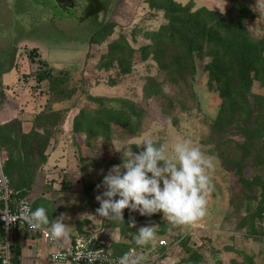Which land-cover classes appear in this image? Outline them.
<instances>
[{
  "label": "rangeland",
  "instance_id": "1",
  "mask_svg": "<svg viewBox=\"0 0 264 264\" xmlns=\"http://www.w3.org/2000/svg\"><path fill=\"white\" fill-rule=\"evenodd\" d=\"M175 1L231 18L245 3L246 28L254 38H264V9L258 10L257 0ZM97 4L106 10L105 32L99 34L97 21L85 14L88 9L94 13ZM60 8L54 0H0V125L15 118L25 132L45 104L49 91L47 80L36 81L38 59L52 74L69 72L67 85L76 88L73 96L54 105L65 115L45 145L46 162L35 168L29 200L45 197L49 221L64 214L71 235L100 233L110 245L133 246L141 262L190 264L185 258L195 253V264H264V230L259 226L264 210V135L258 143L261 150L245 146L253 128L264 130V69L246 92L249 111L221 116V108L228 107L209 78L208 56H194V71L182 79L167 76L155 62L151 33L166 22L162 9L148 0H80L68 8L70 15L58 17ZM110 45L123 49L125 65L109 64L103 55ZM143 47L148 48L143 52ZM32 48L36 53L30 56ZM104 108L127 113L133 131L120 122L94 127L89 120ZM81 110L87 123L73 131ZM145 136L157 146L163 144L168 156L177 141L188 139L215 158L204 217L175 225L159 211L149 216L125 208L123 221L96 213L100 204L95 197L105 190L97 185L109 169L121 164L129 148L134 153L143 149L136 144ZM7 159L0 144L3 169ZM143 226H152L155 237L138 246L133 237ZM161 237L168 249L156 246Z\"/></svg>",
  "mask_w": 264,
  "mask_h": 264
},
{
  "label": "trees",
  "instance_id": "2",
  "mask_svg": "<svg viewBox=\"0 0 264 264\" xmlns=\"http://www.w3.org/2000/svg\"><path fill=\"white\" fill-rule=\"evenodd\" d=\"M148 3L152 7L162 9L166 19V22L151 33L153 42L151 51L159 68L169 77L179 76L182 79L185 74L194 71V56H208L210 59L206 68L209 78L215 83L216 89L228 107H222L219 115L232 117V114L238 111L248 112L250 101L246 92L251 87L253 77H262L263 74L264 38H254L246 28L245 19L249 15V10L245 3L240 5L238 14L234 18L204 6L192 9L190 3L181 4L175 0H148ZM104 27H106L104 23L99 24L98 34L105 32ZM147 48L143 47V52ZM35 49L30 50V56L35 55ZM123 54V49L110 45L103 56L107 57L109 64L116 62L123 66L125 65ZM37 61L39 68L35 75L36 81L47 80L49 93L45 104L32 117L30 127L25 132L21 131L20 121L15 118L0 125V144L8 155L3 170L9 178V186L13 192H17L13 193L12 197H29L28 194L35 181V168L44 164L47 159V154L44 153L45 145L52 137L54 129L58 130L57 127L65 115L63 109L54 108V105L59 100L73 96L76 91L75 86L67 85L72 77L69 72L52 74L43 68V61L40 59ZM128 68L125 66L124 70ZM231 72H234V79H238V87L233 84ZM257 99L256 107L260 109L261 103ZM96 114L97 116L89 120L94 127L103 129L109 122H120L127 130L133 131L131 117L122 110L109 111L104 108ZM86 123L87 120L81 110L74 117L73 131H79ZM263 131L261 127L253 128L247 136L245 146L257 147L261 150L258 143L264 135ZM250 139L254 141L250 142ZM48 206L49 200L45 197H38L31 202L32 210L37 207L47 209ZM263 211L260 212L259 218ZM4 235L5 231L0 228V239ZM156 246L158 247V244ZM110 247L115 254H124L129 248L127 246L122 249L118 244H112ZM159 248L163 247L159 246ZM9 253L10 264H20L17 242H9ZM196 258L197 254L192 253L185 259L190 264H195ZM141 264L154 263L141 262Z\"/></svg>",
  "mask_w": 264,
  "mask_h": 264
},
{
  "label": "clouds",
  "instance_id": "3",
  "mask_svg": "<svg viewBox=\"0 0 264 264\" xmlns=\"http://www.w3.org/2000/svg\"><path fill=\"white\" fill-rule=\"evenodd\" d=\"M258 10L264 9V0H257ZM143 149L138 153L129 150L123 154L120 165H115L103 176L101 184L105 190L96 195L100 206L96 213L108 220L123 221V211H138L140 215H151L162 212L167 220L175 225L191 223L206 215V194L211 190L210 172L215 167V158L206 155L190 140L177 141L173 147V155H166L163 144L145 136L136 144ZM121 153V149H117ZM159 162H163L162 165ZM150 174V175H149ZM114 197H116L114 199ZM22 222H26L32 230L48 226L46 235L54 243L68 241L71 232L61 214L51 223L44 207L32 210L30 203L24 201L18 209ZM110 213L112 215H110ZM155 237L152 226L140 227L133 239L136 245L149 244ZM88 264H92L99 256L95 251L86 255ZM107 261L106 257H102ZM141 257L126 253L117 261L107 264H141Z\"/></svg>",
  "mask_w": 264,
  "mask_h": 264
},
{
  "label": "built area",
  "instance_id": "4",
  "mask_svg": "<svg viewBox=\"0 0 264 264\" xmlns=\"http://www.w3.org/2000/svg\"><path fill=\"white\" fill-rule=\"evenodd\" d=\"M13 193L16 194L17 192H13L9 186V178L3 170L2 161L0 160V228L5 231L4 237L0 239V264H10L8 234L14 228L39 235L46 243L53 246V250L49 253V260L52 263L88 264V258L81 255H86L91 251H95L99 256L106 257L107 261L111 262L117 261L119 257L126 253L137 255L134 247H129L124 254H115L107 240L96 232L87 233V231H82L81 233H75L71 235L67 242H61L62 246L59 243H54L45 234L48 230L47 227L42 226L40 229L32 230L26 222H22L18 218L20 204L27 201L31 207V201L27 197H12ZM259 226L264 230V211L259 218ZM157 243L158 247L169 248L168 242L163 237L159 238ZM102 257H97L92 264H107V261H104Z\"/></svg>",
  "mask_w": 264,
  "mask_h": 264
},
{
  "label": "crops",
  "instance_id": "5",
  "mask_svg": "<svg viewBox=\"0 0 264 264\" xmlns=\"http://www.w3.org/2000/svg\"><path fill=\"white\" fill-rule=\"evenodd\" d=\"M8 239L18 243L20 264H69L52 263L49 260V253L53 250V246L46 243L39 235L15 229L10 230Z\"/></svg>",
  "mask_w": 264,
  "mask_h": 264
},
{
  "label": "flooded vegetation",
  "instance_id": "6",
  "mask_svg": "<svg viewBox=\"0 0 264 264\" xmlns=\"http://www.w3.org/2000/svg\"><path fill=\"white\" fill-rule=\"evenodd\" d=\"M79 1L80 0H60V3L62 4V6L60 8L61 14L58 17H63V16L65 17L67 15H70V13H68V12H70L69 9L75 8V6H77V4H79ZM87 4H89V3L87 2ZM97 7H99L98 4H97ZM90 10L88 9V11L85 12L86 16H88V17L90 16L94 20H96L98 25L103 24L105 20L102 18V16L105 15L106 10L102 9V7H99L97 10L95 9L94 13H93V11H90Z\"/></svg>",
  "mask_w": 264,
  "mask_h": 264
},
{
  "label": "water",
  "instance_id": "7",
  "mask_svg": "<svg viewBox=\"0 0 264 264\" xmlns=\"http://www.w3.org/2000/svg\"><path fill=\"white\" fill-rule=\"evenodd\" d=\"M56 2H58L59 6H62V4L60 3V0H54Z\"/></svg>",
  "mask_w": 264,
  "mask_h": 264
}]
</instances>
